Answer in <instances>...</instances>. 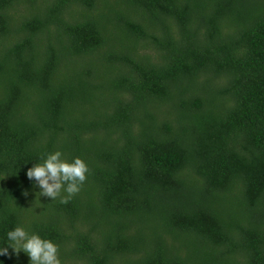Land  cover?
I'll list each match as a JSON object with an SVG mask.
<instances>
[{
  "label": "trees",
  "instance_id": "obj_1",
  "mask_svg": "<svg viewBox=\"0 0 264 264\" xmlns=\"http://www.w3.org/2000/svg\"><path fill=\"white\" fill-rule=\"evenodd\" d=\"M56 150L89 168L66 204L26 177ZM18 225L62 264H264V0H0V246Z\"/></svg>",
  "mask_w": 264,
  "mask_h": 264
},
{
  "label": "clouds",
  "instance_id": "obj_2",
  "mask_svg": "<svg viewBox=\"0 0 264 264\" xmlns=\"http://www.w3.org/2000/svg\"><path fill=\"white\" fill-rule=\"evenodd\" d=\"M88 173V165L82 158L77 156L68 160L60 150H56L46 153L42 162L28 168L26 177L33 188L38 189L36 200L47 197L66 204L81 190ZM24 195H28L27 191ZM9 249L17 256L21 252L26 254L28 264H62L57 243L38 233H30L23 226L7 231L6 242L0 246V256L8 255Z\"/></svg>",
  "mask_w": 264,
  "mask_h": 264
}]
</instances>
